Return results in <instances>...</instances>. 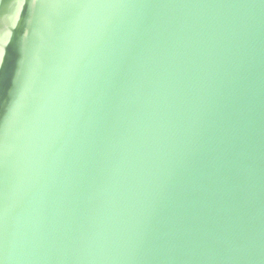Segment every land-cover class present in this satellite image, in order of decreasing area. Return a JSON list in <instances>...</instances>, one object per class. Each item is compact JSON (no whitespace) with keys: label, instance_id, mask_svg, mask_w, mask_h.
<instances>
[{"label":"water","instance_id":"95a60500","mask_svg":"<svg viewBox=\"0 0 264 264\" xmlns=\"http://www.w3.org/2000/svg\"><path fill=\"white\" fill-rule=\"evenodd\" d=\"M0 264H264V0H0Z\"/></svg>","mask_w":264,"mask_h":264}]
</instances>
